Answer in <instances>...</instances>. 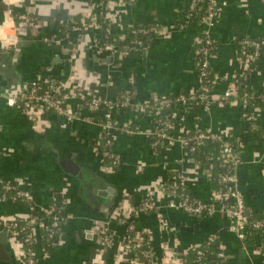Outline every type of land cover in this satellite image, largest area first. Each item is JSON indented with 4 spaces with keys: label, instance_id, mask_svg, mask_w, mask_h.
<instances>
[{
    "label": "crops",
    "instance_id": "0c3cea01",
    "mask_svg": "<svg viewBox=\"0 0 264 264\" xmlns=\"http://www.w3.org/2000/svg\"><path fill=\"white\" fill-rule=\"evenodd\" d=\"M214 1L216 17L196 23L185 16L188 0H109L104 10L113 34L123 38L133 27L160 30L145 48L113 55L93 47L94 31L79 36L69 31L70 38L75 37L71 50L58 30L85 19L90 0H0V180L30 192L46 227L52 217L47 211L58 200L66 218L54 247L37 245L38 264H134L120 249L127 224L117 217L146 199L155 201V210L133 219L150 240L156 264H166L169 248L181 256L207 241L224 251L227 264H264L261 251L240 240L225 215L196 217L170 207L172 199L163 195L162 185L177 173L186 175L188 192L198 201L210 202L213 190L208 175L180 145L152 144L150 133L158 128V117L141 109L156 97L201 90L195 46L208 35L215 46L211 108L199 103L172 107L166 117L170 133L179 138L184 131L208 130L233 140L241 157L233 171L236 185L248 213L264 216V111L254 108L255 123H249L246 115L253 108L244 109L239 96L228 102L223 98L231 86L255 97L264 92V57L253 65L247 62L246 70L240 56L244 40H264V0ZM23 13L36 16L38 25L21 23L15 16ZM49 32L53 38L46 43L44 34ZM34 82H63L67 91L75 87L88 98L113 101H125L122 96L130 91L131 106L112 115L118 129L109 141L120 164L104 168L103 131L95 121L100 111H89L78 96L67 99L76 115L73 121L54 112H44L34 121L11 105L8 100L26 93ZM126 126L137 133H123L120 129ZM0 217L32 222L22 201H0ZM105 228L117 236L109 246L102 243ZM0 264H22L3 229Z\"/></svg>",
    "mask_w": 264,
    "mask_h": 264
},
{
    "label": "built area",
    "instance_id": "2783aa9c",
    "mask_svg": "<svg viewBox=\"0 0 264 264\" xmlns=\"http://www.w3.org/2000/svg\"><path fill=\"white\" fill-rule=\"evenodd\" d=\"M133 0H130V2ZM198 0H194V3ZM91 10L87 13L85 19L88 21V26L92 28L95 32L93 38V47L100 51L109 52L113 55L121 52L118 47L112 44H99L98 38L103 33V30L106 34H109L111 31L109 22L105 15V4L109 0H90ZM194 9V6H192ZM8 14L13 16V10L9 9ZM217 15V5L214 0H210L209 13L205 22L210 23ZM15 16V14H14ZM17 17L21 23L29 27H36L39 23L38 18L29 13L18 14ZM105 24V29H102V25ZM79 28L74 27L73 31L76 32ZM136 32L147 34L152 32L154 34H159L160 30L158 29H149V30H138ZM46 43L51 42V39L44 38ZM56 42V40H54ZM214 48L213 41L211 38L206 35L204 36L195 47V55L198 57V70L201 83V93H191L188 95L182 94L178 97L172 98H160L156 97L149 101L144 102L141 105V109L144 111L146 109L154 110V113L157 115L158 128L150 133V137L157 139L155 145L164 147H171L175 144L180 145L183 149L190 152L194 151L196 147L206 139H220V136L212 133L211 131H199L197 136H190V132L184 131L179 138H174L173 135L169 132L171 129V124L165 118H159L164 116V110L166 108L174 107L177 105L189 106L192 103H199L204 109L209 110L213 101V87L215 84V76L210 81L209 76L211 74L210 61L212 59V49ZM249 49H252V53H248ZM262 53H264V40L255 41V40H244L242 42L241 48V59L243 60V65L245 69L248 70L247 62L255 61ZM45 83L34 82L30 84L26 93L20 96H15L8 101L11 105L18 107L21 111L28 116L31 120H38L42 113L54 112L57 115L64 116L68 121H73L76 119V115L71 113L69 106L64 105L60 96L62 92H65V99H68L73 96H78L81 101H83L88 110L95 113L101 111L100 108H104L103 115L105 118L104 122L98 123L101 127L103 133H112L118 127L113 121V112L120 108H128L131 106V100L133 94L128 91L125 94V101L119 100H110L101 96H93L88 98L78 91L77 88L72 87L71 91H67L66 83H59L58 86L54 85V88L51 89V95L48 96L44 92L43 85ZM238 88L235 86L229 87L223 98L226 102L232 101L234 97H238ZM54 94L55 97H52ZM254 95H250L247 92H244L241 99L243 107L246 110H250L251 106L249 101L253 98ZM264 99V95L261 96ZM254 108L252 109V111ZM246 119L249 123H255L254 111L247 113ZM127 134H135L137 130L126 126L122 129ZM110 144V141H107ZM188 148V149H187ZM222 157L224 163L231 169L228 170V173L219 175L221 181L225 184L223 189L218 191H213L212 200L208 203L198 201L190 195L187 189V178L184 173H177L173 176L170 181L163 183V195L170 199V207L173 209L180 210L183 213H186L191 216L196 217H213L216 214L220 213L225 215L230 221L231 230L239 237L240 240L245 241L246 234L244 232L245 227L250 224L249 213L245 206V201L242 193L239 191L236 181L233 176L234 169L241 163L240 152L234 150L233 146L228 141L222 142ZM187 154V153H186ZM188 155V154H187ZM114 160L111 165H106L104 168L112 170L120 164V159L118 156H114ZM110 172V171H109ZM209 178V175H208ZM0 201H15L19 199L27 204L29 207L32 222L30 226L24 227L20 226V221L10 218V217H0V229H3L7 235L10 237L11 245L15 250V254L21 260L22 264H38V254H37V245L40 243L44 246L45 249H50L56 244L49 241L50 236L54 233L56 229H61L62 224L65 223L66 218L61 214V210H56L55 208H49L47 211L49 214H52V217L48 218L51 224L48 225V237L40 236L38 233L39 228L46 227V222L44 223L43 219L36 214L35 204L32 200L30 192L17 184H12L9 182H4L0 180ZM155 201L151 199H146V201L141 204L139 207L123 212L120 216L117 217V221L121 224H127L131 218L140 216L143 213L153 212L155 210ZM63 210V207H62ZM252 227L255 229L264 228L263 221H255L252 223ZM128 231L132 235L125 234L120 241V249L123 253L131 255L132 261L134 264H143L139 255L134 252V249L141 248L143 245L151 246L150 240L148 239L146 233L138 231L136 225H129ZM117 236L114 231L111 229L105 228L103 230L102 243L106 246H109L114 243ZM210 245H214L213 242L209 241ZM146 257H151V264L156 263V255L149 252L142 251ZM185 255H179L172 249L166 250V264H185ZM200 256L204 255L203 252L198 253ZM218 259L220 260L219 264H227L226 256L224 251L217 254Z\"/></svg>",
    "mask_w": 264,
    "mask_h": 264
},
{
    "label": "trees",
    "instance_id": "16d2710c",
    "mask_svg": "<svg viewBox=\"0 0 264 264\" xmlns=\"http://www.w3.org/2000/svg\"><path fill=\"white\" fill-rule=\"evenodd\" d=\"M192 6H194V9H192ZM209 7H210V0H198L197 2L194 3V0H188L184 11H185V16L188 18V20L195 21L196 23H202L205 21V19L208 16L209 13ZM88 21L86 19H79L68 24H63L62 26L58 27V30L62 32V35L65 36V38L69 41L71 44L69 48H73V43L71 40H73L75 37L70 38L71 36L69 35V31H72L74 27L79 28L75 33L76 35H81L82 32L85 31H92V28L88 26ZM106 25H102V29H105ZM138 30H149L144 27H133L131 31L123 38L120 36H117L110 32L109 34H106L105 31L103 30V33L101 36L98 38L99 44H112L118 47L120 51H131L134 50L138 47L145 48L147 45H149L152 41V36L154 33L148 32L147 34L139 33L136 32ZM71 33V32H70ZM45 38L52 39V35L49 33L44 34ZM214 45V44H213ZM196 47V46H195ZM241 48L242 44L240 47V56L241 55ZM215 52V46L212 49V54ZM252 49H249L248 53H252ZM264 57V53H262L255 61L252 62V65L259 59ZM198 60V57H196ZM214 72L211 70V74L209 76V80L211 81L213 79ZM215 76V75H214ZM241 83L245 82L244 80L240 79L239 80ZM238 81L239 85H242ZM59 84H56L58 86ZM30 87V85H29ZM54 86H52L50 83H45L43 85L44 92H46L49 95L50 92L52 91ZM202 90V89H201ZM197 92L196 94H200L202 91ZM238 96L241 98L244 94V92L249 93L250 95L251 92L238 87ZM56 94H54L52 97H55ZM188 95V94H185ZM264 95V92L263 94ZM65 92H62L60 99L62 100L63 104L66 106L67 105V99L64 98ZM125 94L122 96L123 99H125ZM179 96V95H178ZM178 96H173V97H168V98H176ZM194 104V103H192ZM249 104L251 108H259L264 111V99L261 96H254L253 98L250 99ZM172 107L166 108L164 110V116L159 117V118H165L167 116V113L171 110ZM100 114L95 117V121L97 123H101L105 121L104 115H103V110L104 108H100ZM145 111L152 112L154 113V110L146 109ZM114 121V120H113ZM118 127L116 128V130ZM123 133L122 129H120ZM171 132V129L169 130ZM126 133V132H125ZM198 131L190 133V136L194 137L198 135ZM111 134L108 133H102L101 136V145L103 146V152H102V163L104 166L106 165H111L112 161L114 160V156L116 154L111 150V144H108L107 141H109V137ZM152 139V144L154 145L157 141L156 138L151 137ZM223 141H228L234 148V150H237V145L233 142L231 139L223 138L220 136V139H206L203 140L194 151L190 152L186 150V153L189 155L190 159L196 163L202 171L206 173V175H209V181L211 184V188L213 191H218L219 189H223L225 187V184L221 181L219 178V175L228 173V170H231L225 163L224 159L222 157V142ZM188 149V148H187ZM169 177L171 178L172 175L169 174ZM170 181V179H169ZM1 187H0V192H1ZM19 201V199L15 200ZM51 207H54L56 210H61V214H63V204L61 200H58L54 202ZM249 219H250V224L245 227V234H246V239L244 243H246L247 246L249 247H255L258 248L261 253L264 255V228L260 229H255L252 227V223L255 221H263L264 222V216L259 217L253 214L249 213ZM47 224H51L50 220L47 222ZM135 219H131L127 221V227H126V233L128 235H132L131 232L128 231V226L129 225H135ZM20 226L28 227L30 226V223L27 221H20ZM48 227H41L39 228L38 233H40V236H46L48 237ZM61 235V232L59 229H56L54 233L50 236L49 241L51 243H57L59 241V237ZM142 251L149 252L150 254H153L155 257L154 250L152 249V246H147L143 245L141 248H136L134 249V252H136L139 255V259L143 264H151V257H146ZM203 252L204 255L200 256L198 253ZM223 250L215 247V245H210L209 241H207L205 244L201 245L200 247L191 250L188 252V254L185 257V264H219L220 260L217 257L218 253H222ZM154 264V263H153ZM156 264V263H155Z\"/></svg>",
    "mask_w": 264,
    "mask_h": 264
},
{
    "label": "water",
    "instance_id": "95a60500",
    "mask_svg": "<svg viewBox=\"0 0 264 264\" xmlns=\"http://www.w3.org/2000/svg\"><path fill=\"white\" fill-rule=\"evenodd\" d=\"M53 85H56V83H53ZM114 206V205H113ZM104 209V208H103Z\"/></svg>",
    "mask_w": 264,
    "mask_h": 264
}]
</instances>
